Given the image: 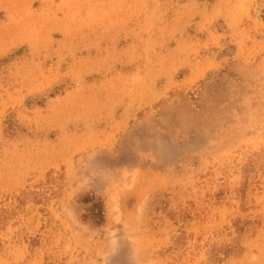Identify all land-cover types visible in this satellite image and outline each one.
<instances>
[{
  "label": "rangeland",
  "instance_id": "1",
  "mask_svg": "<svg viewBox=\"0 0 264 264\" xmlns=\"http://www.w3.org/2000/svg\"><path fill=\"white\" fill-rule=\"evenodd\" d=\"M0 264H264V0H0Z\"/></svg>",
  "mask_w": 264,
  "mask_h": 264
}]
</instances>
